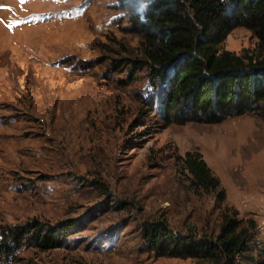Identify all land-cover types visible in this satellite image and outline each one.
I'll list each match as a JSON object with an SVG mask.
<instances>
[{"label":"rangeland","instance_id":"obj_1","mask_svg":"<svg viewBox=\"0 0 264 264\" xmlns=\"http://www.w3.org/2000/svg\"><path fill=\"white\" fill-rule=\"evenodd\" d=\"M115 0H0V264H219L158 256L150 222L215 236L224 217L247 231L238 264H264V119L166 124L141 64L140 36ZM232 29L220 49L251 53ZM198 151L225 197L186 169ZM73 223L59 246L13 226ZM47 234V231H44Z\"/></svg>","mask_w":264,"mask_h":264},{"label":"trees","instance_id":"obj_2","mask_svg":"<svg viewBox=\"0 0 264 264\" xmlns=\"http://www.w3.org/2000/svg\"><path fill=\"white\" fill-rule=\"evenodd\" d=\"M126 12L129 30L140 36L142 60L158 96V113L166 123H217L245 113L264 119V0H151L142 9L141 0H115ZM248 29L256 38L250 54H236L219 45L236 28ZM186 169L193 184L225 197L220 181L198 151L186 152ZM13 238L32 232L45 248L59 246V235L73 223L44 227L32 222L13 226ZM47 231V234L44 233ZM62 231V232H61ZM244 227L224 217L215 236L197 237L193 231H173L166 220L150 222L143 239L158 256L212 260L238 264L246 251ZM7 249L0 245V252ZM264 254V248L257 250Z\"/></svg>","mask_w":264,"mask_h":264},{"label":"clouds","instance_id":"obj_3","mask_svg":"<svg viewBox=\"0 0 264 264\" xmlns=\"http://www.w3.org/2000/svg\"><path fill=\"white\" fill-rule=\"evenodd\" d=\"M141 2H142V9H145V8H147V6H148V4L149 3H151V0H141Z\"/></svg>","mask_w":264,"mask_h":264}]
</instances>
